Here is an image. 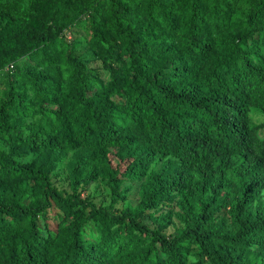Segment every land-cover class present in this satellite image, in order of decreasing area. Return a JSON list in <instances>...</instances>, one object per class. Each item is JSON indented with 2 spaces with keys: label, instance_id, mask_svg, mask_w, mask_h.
<instances>
[{
  "label": "trees",
  "instance_id": "obj_1",
  "mask_svg": "<svg viewBox=\"0 0 264 264\" xmlns=\"http://www.w3.org/2000/svg\"><path fill=\"white\" fill-rule=\"evenodd\" d=\"M254 111L264 0H0V264H264Z\"/></svg>",
  "mask_w": 264,
  "mask_h": 264
},
{
  "label": "rangeland",
  "instance_id": "obj_2",
  "mask_svg": "<svg viewBox=\"0 0 264 264\" xmlns=\"http://www.w3.org/2000/svg\"><path fill=\"white\" fill-rule=\"evenodd\" d=\"M252 115H253V119L256 122L259 123V122L264 121V117L260 113H258V111H254ZM63 176L65 177V175H63ZM57 180L58 179L56 178L55 181L57 182ZM57 185L60 187L59 182H57ZM83 196L86 197L87 196V193L84 192ZM167 232L168 233H171L172 232V228H169Z\"/></svg>",
  "mask_w": 264,
  "mask_h": 264
},
{
  "label": "clouds",
  "instance_id": "obj_3",
  "mask_svg": "<svg viewBox=\"0 0 264 264\" xmlns=\"http://www.w3.org/2000/svg\"><path fill=\"white\" fill-rule=\"evenodd\" d=\"M259 111V110H258ZM264 117V116H263ZM263 122V121H262ZM259 123H261V122H259Z\"/></svg>",
  "mask_w": 264,
  "mask_h": 264
}]
</instances>
